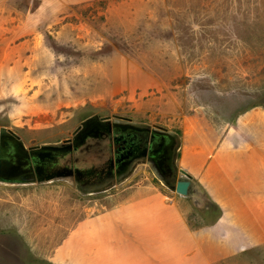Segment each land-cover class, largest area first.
Returning <instances> with one entry per match:
<instances>
[{
    "label": "rangeland",
    "instance_id": "obj_1",
    "mask_svg": "<svg viewBox=\"0 0 264 264\" xmlns=\"http://www.w3.org/2000/svg\"><path fill=\"white\" fill-rule=\"evenodd\" d=\"M116 125L167 152L109 189L77 180ZM2 129L7 161L53 146L74 174L0 181V264H99L97 232L148 200L199 233L203 264H264V0H0Z\"/></svg>",
    "mask_w": 264,
    "mask_h": 264
},
{
    "label": "crops",
    "instance_id": "obj_2",
    "mask_svg": "<svg viewBox=\"0 0 264 264\" xmlns=\"http://www.w3.org/2000/svg\"><path fill=\"white\" fill-rule=\"evenodd\" d=\"M147 202L153 204L115 210L123 225L111 223L110 232H97L95 243L104 252L99 264H203L199 233L188 230L174 209ZM162 225L166 228L163 239ZM107 251H111L108 256Z\"/></svg>",
    "mask_w": 264,
    "mask_h": 264
},
{
    "label": "water",
    "instance_id": "obj_3",
    "mask_svg": "<svg viewBox=\"0 0 264 264\" xmlns=\"http://www.w3.org/2000/svg\"><path fill=\"white\" fill-rule=\"evenodd\" d=\"M114 130L116 135L119 133H127L130 130L137 131V129H134L132 127L127 129H122L120 126L117 125L116 127H114ZM138 131H144V130H138ZM108 132L112 133L110 127L108 129ZM5 136H7V132L5 129H2L0 136V181L1 182L20 185V184H31L36 182L38 183L49 182L52 180L61 179L63 177H68V176L73 177L74 173L72 170L63 169L64 171H60L62 167L59 163V158H57L59 156L57 149L59 150V148L53 146H44L43 149L48 150L45 152H39V153L32 152L31 156L33 157L34 165H32L30 161H28L30 156L25 155L24 152L21 154L22 156L16 155L17 160L15 164H13L11 161H7L6 160L7 157H9L12 160L13 157H15V155L14 156L8 155L7 153L8 148L6 147L7 143ZM152 137L153 138L150 141V146H151L150 154L155 155L158 152L157 149L158 147L156 146V144L159 143L158 140H160V138H163V135L160 132L159 133L154 132L152 133ZM154 137L158 138L157 141L154 140ZM106 139H108V137H106ZM164 139L165 138L161 140L160 146L163 144L162 141ZM89 141H93V138H91ZM101 144H103L104 146L105 142L102 141ZM19 145L22 146V143H19ZM13 147L16 149V152H17V147L20 149V147L16 143H14ZM105 147L103 148L105 149ZM78 150H83V149H78ZM102 154L105 157V161L103 163L102 162L97 163L95 161V163L91 166V168L85 171H82L79 168H77L75 170L76 179L78 180L77 177L80 174L81 175L83 174L88 179L87 183L94 182L95 178L97 177H99L102 182H107L111 180L108 183V185L104 188V190L109 189L114 185L113 179L115 178V176H117L118 183H122L123 181L128 179V177L132 174L136 166L135 163L136 160H138L135 159L123 165L121 161L122 158L116 159L115 161L111 162L107 154L104 153ZM149 159L151 160L150 161V165H151L153 161L151 157ZM63 160L65 161L64 163L67 167L71 165L70 164L71 159H69L68 157L64 158ZM75 163L80 164L78 157L75 158ZM23 166H27V168H23ZM128 167L130 168L129 170ZM33 169H35V171ZM28 171L30 175L27 174L24 175V173H28ZM181 173L182 174L179 176L172 189H174L181 196L191 197V195L193 194V182L185 171H181ZM164 183L166 184L165 181Z\"/></svg>",
    "mask_w": 264,
    "mask_h": 264
},
{
    "label": "flooded vegetation",
    "instance_id": "obj_4",
    "mask_svg": "<svg viewBox=\"0 0 264 264\" xmlns=\"http://www.w3.org/2000/svg\"><path fill=\"white\" fill-rule=\"evenodd\" d=\"M91 127H110V126L94 125ZM126 127H131V126H126ZM147 132L148 131L146 130L144 131L130 130L127 133H119L116 135L114 130L113 135L112 136L110 135L108 139L102 137L104 139V140L102 139V141L105 142L103 147H105V145L107 147V148L105 147V149L103 148L104 154H107L111 162L115 161L116 159L122 158L121 161L123 165L135 159H144L145 157H148L151 149L150 141L152 140L153 137ZM157 139L158 138L154 137L155 141H157ZM166 150L167 148H165L164 146L158 149L157 152L158 159H161L162 155L167 152ZM90 168H87V170H89Z\"/></svg>",
    "mask_w": 264,
    "mask_h": 264
}]
</instances>
